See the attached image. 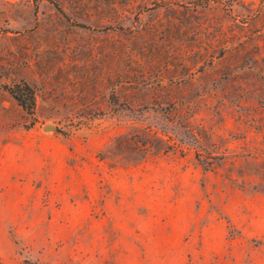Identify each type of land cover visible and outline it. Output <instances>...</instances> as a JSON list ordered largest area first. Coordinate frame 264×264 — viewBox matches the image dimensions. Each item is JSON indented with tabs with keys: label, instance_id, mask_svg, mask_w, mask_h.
<instances>
[{
	"label": "rangeland",
	"instance_id": "rangeland-1",
	"mask_svg": "<svg viewBox=\"0 0 264 264\" xmlns=\"http://www.w3.org/2000/svg\"><path fill=\"white\" fill-rule=\"evenodd\" d=\"M0 264H264V0H0Z\"/></svg>",
	"mask_w": 264,
	"mask_h": 264
},
{
	"label": "trees",
	"instance_id": "trees-1",
	"mask_svg": "<svg viewBox=\"0 0 264 264\" xmlns=\"http://www.w3.org/2000/svg\"><path fill=\"white\" fill-rule=\"evenodd\" d=\"M54 4L59 10H62L58 1H55ZM4 86L8 90V92L16 99L18 105H20L23 109L30 112L34 109L35 107L34 90L28 83H23V84L18 83L15 84L14 86H7V85ZM207 166H209V163L205 165V167Z\"/></svg>",
	"mask_w": 264,
	"mask_h": 264
},
{
	"label": "water",
	"instance_id": "water-1",
	"mask_svg": "<svg viewBox=\"0 0 264 264\" xmlns=\"http://www.w3.org/2000/svg\"><path fill=\"white\" fill-rule=\"evenodd\" d=\"M50 127H53L52 125H46L45 128H50Z\"/></svg>",
	"mask_w": 264,
	"mask_h": 264
}]
</instances>
